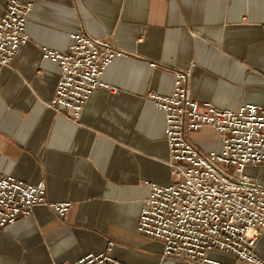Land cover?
I'll return each mask as SVG.
<instances>
[{"label": "crops", "instance_id": "crops-1", "mask_svg": "<svg viewBox=\"0 0 264 264\" xmlns=\"http://www.w3.org/2000/svg\"><path fill=\"white\" fill-rule=\"evenodd\" d=\"M5 0H0V20ZM29 41L0 64V171L46 183L48 202H71L66 219L48 205L0 228V264L72 263L107 251L126 264H202L164 256L160 240L138 232L150 185L175 182L165 116L150 94L174 91V69L191 72L201 103L264 106V0H37ZM87 33L124 52L78 122L49 108L60 79L43 49L65 52ZM156 64V66H153ZM204 153L221 151L215 129L189 135ZM246 174L264 186V164ZM254 254L264 262V228ZM228 264H253L215 253Z\"/></svg>", "mask_w": 264, "mask_h": 264}, {"label": "built area", "instance_id": "built-area-1", "mask_svg": "<svg viewBox=\"0 0 264 264\" xmlns=\"http://www.w3.org/2000/svg\"><path fill=\"white\" fill-rule=\"evenodd\" d=\"M37 0H5L0 20V64L11 65L29 41L27 22ZM113 44L87 33L73 34L68 50L43 49V57L61 66L60 79L49 108L78 122L91 94L104 86L102 77L115 58L123 56ZM156 66V64H153ZM174 91L150 94L165 116V140L175 182L150 185L138 232L160 240L164 256L202 264H228L215 253L264 264L254 254L258 231L264 228V186L246 174L249 165L264 164V106L245 103L222 109L201 103L190 93L191 72L174 69ZM205 126L215 129L221 151L202 152L189 135ZM44 181L29 184L0 171V228L48 205L66 219L71 202H48ZM113 243L100 254L72 263L126 264L112 255Z\"/></svg>", "mask_w": 264, "mask_h": 264}]
</instances>
